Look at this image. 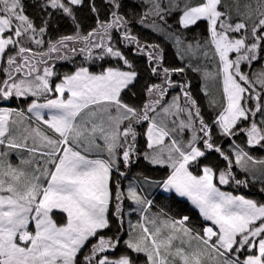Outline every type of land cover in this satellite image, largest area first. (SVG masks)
<instances>
[{"label":"snow or ice","instance_id":"1","mask_svg":"<svg viewBox=\"0 0 264 264\" xmlns=\"http://www.w3.org/2000/svg\"><path fill=\"white\" fill-rule=\"evenodd\" d=\"M254 151L264 0H0V264H264Z\"/></svg>","mask_w":264,"mask_h":264},{"label":"trees","instance_id":"2","mask_svg":"<svg viewBox=\"0 0 264 264\" xmlns=\"http://www.w3.org/2000/svg\"><path fill=\"white\" fill-rule=\"evenodd\" d=\"M29 2H32V0H29ZM173 51H174V50L169 49L170 54H171ZM177 63H178V61H177ZM200 85H201V81H199L198 79H194V80H193V88H194V90H195V95H196L197 97H199L200 102H201V104H202L203 107H204V110L207 112V103H206V101H205V99H204V97H203V94L199 91ZM208 114H209V113H208ZM209 115H210V114H209ZM253 154H254L257 158H259V159L264 158V151H254ZM152 175H154V176H159V173H155V172H154V173H152ZM125 183H126V181H125ZM224 190H229V189H224ZM233 192H234V194H241V193H237L235 190H233ZM242 192H247V190H242ZM164 203L167 204L168 202L165 201ZM180 206H181V207H187V208H190V207H191L190 204H187V202H183Z\"/></svg>","mask_w":264,"mask_h":264},{"label":"rangeland","instance_id":"3","mask_svg":"<svg viewBox=\"0 0 264 264\" xmlns=\"http://www.w3.org/2000/svg\"><path fill=\"white\" fill-rule=\"evenodd\" d=\"M210 114V113H209ZM262 159H264V158H262ZM125 187H127L126 185H125ZM127 219H131L132 220V222H135L136 221V219H137V216H136V214H132L130 217H128Z\"/></svg>","mask_w":264,"mask_h":264}]
</instances>
